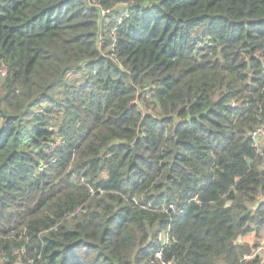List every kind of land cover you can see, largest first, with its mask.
<instances>
[{
    "label": "trees",
    "instance_id": "1",
    "mask_svg": "<svg viewBox=\"0 0 264 264\" xmlns=\"http://www.w3.org/2000/svg\"><path fill=\"white\" fill-rule=\"evenodd\" d=\"M263 125L264 0H0V264H261Z\"/></svg>",
    "mask_w": 264,
    "mask_h": 264
},
{
    "label": "built area",
    "instance_id": "2",
    "mask_svg": "<svg viewBox=\"0 0 264 264\" xmlns=\"http://www.w3.org/2000/svg\"><path fill=\"white\" fill-rule=\"evenodd\" d=\"M109 13H110V11H108V10H102L101 11V17L104 18ZM120 21H121V18L119 19L118 23H120ZM251 140H252L255 148H257L259 150L264 149V125L251 134ZM260 155L262 156V159L264 162V152L260 153ZM159 241H160L161 247L158 249V251H156V253L153 257V260L150 263L151 264H175L172 261H166L163 257V251L170 244V235H169L168 231L160 234ZM261 249H264V242L262 244Z\"/></svg>",
    "mask_w": 264,
    "mask_h": 264
},
{
    "label": "rangeland",
    "instance_id": "3",
    "mask_svg": "<svg viewBox=\"0 0 264 264\" xmlns=\"http://www.w3.org/2000/svg\"><path fill=\"white\" fill-rule=\"evenodd\" d=\"M242 241H245L246 243L250 244V245H253L254 243H256V239L253 235H249V236H246L242 239ZM262 243L264 242V237L260 238L258 243ZM253 257H258L261 261V264H264V250L263 249H259V245L254 248L252 250V254H251ZM251 256V257H252Z\"/></svg>",
    "mask_w": 264,
    "mask_h": 264
},
{
    "label": "crops",
    "instance_id": "4",
    "mask_svg": "<svg viewBox=\"0 0 264 264\" xmlns=\"http://www.w3.org/2000/svg\"><path fill=\"white\" fill-rule=\"evenodd\" d=\"M245 242V241H244Z\"/></svg>",
    "mask_w": 264,
    "mask_h": 264
}]
</instances>
